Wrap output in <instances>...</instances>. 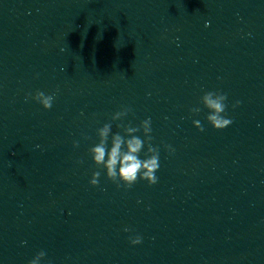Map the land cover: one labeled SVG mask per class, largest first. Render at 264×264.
<instances>
[{
	"label": "water",
	"instance_id": "water-1",
	"mask_svg": "<svg viewBox=\"0 0 264 264\" xmlns=\"http://www.w3.org/2000/svg\"><path fill=\"white\" fill-rule=\"evenodd\" d=\"M207 91L227 94L223 130ZM122 106L124 124L151 117L154 185L118 188L89 156ZM41 250L40 264H264V0H0V264Z\"/></svg>",
	"mask_w": 264,
	"mask_h": 264
},
{
	"label": "clouds",
	"instance_id": "clouds-1",
	"mask_svg": "<svg viewBox=\"0 0 264 264\" xmlns=\"http://www.w3.org/2000/svg\"><path fill=\"white\" fill-rule=\"evenodd\" d=\"M207 26V24H206ZM31 96V94H29ZM55 93L45 94L43 91L37 90L32 99L37 101L45 110H49L53 106ZM27 99V97H26ZM227 94L221 91H207L200 98V102L208 110L206 120L208 124L215 130H223L230 126L233 121L227 118ZM241 102L237 100L232 107L236 108ZM192 113H199L201 109L194 107L190 109ZM132 112L131 107L122 106L121 110L115 112L111 116V121L104 123L102 127L96 130L98 143L90 147L88 150L92 162L98 169L104 171L106 178L112 181L119 188L123 186L125 189H130L137 180H143L149 186L158 182L156 172L160 168V149L152 144V128L151 117L140 122L139 126L133 127L131 124H124L123 120ZM120 121L117 128L123 129V134L120 132L112 134V122ZM193 125L201 132L204 131L199 120H193ZM142 132L143 139L137 135ZM111 134V143L109 147V136ZM87 139V137H86ZM73 147L78 148L79 142L74 141ZM144 158H140L142 150ZM165 149L170 153H174L175 149L171 145H165ZM83 163V161H78ZM101 171L92 173L89 180L90 185L96 187L99 185ZM125 231H131L125 228ZM129 243L133 246L142 243L140 235L129 237ZM46 253L41 250L28 264H40Z\"/></svg>",
	"mask_w": 264,
	"mask_h": 264
}]
</instances>
